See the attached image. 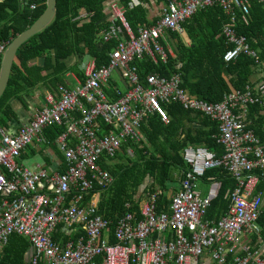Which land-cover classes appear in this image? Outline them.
Returning <instances> with one entry per match:
<instances>
[{"label": "built area", "instance_id": "1", "mask_svg": "<svg viewBox=\"0 0 264 264\" xmlns=\"http://www.w3.org/2000/svg\"><path fill=\"white\" fill-rule=\"evenodd\" d=\"M162 2L154 24L132 29L123 5L107 0V26L99 36L100 42L113 45L106 51L105 63L99 66L85 49L78 62L82 75L68 72L71 83L48 92L41 108L15 133L0 128V258L10 237L17 234L31 245L27 264H264V247L251 245V236L261 230L264 143L249 129L247 108L264 97V84L206 102L181 88L178 61L169 76L152 72L144 79L134 64L146 60L167 66L176 60L169 34L182 36L183 24L196 11L219 6L229 18L221 35L232 45L223 61L247 55L259 66L258 51L237 30L238 12L248 23L250 0ZM135 5L130 0V7ZM88 16L80 13L77 20ZM5 49L0 46V55ZM171 104L214 122L223 153L217 156L202 145L186 146L181 152L186 165L168 206L158 210L163 191L155 186L139 202V217L127 211L110 228V220L99 212V190L112 184L113 175L102 163L115 158L123 144L143 142L141 126L152 116L169 124ZM50 126L64 128L55 140L66 168L49 174L43 167L19 163L24 148ZM125 155L133 156L132 148L127 147ZM219 167L230 174L234 186L225 195V212L214 221L204 216L221 180L206 173ZM203 178L208 182L204 195L197 189Z\"/></svg>", "mask_w": 264, "mask_h": 264}, {"label": "trees", "instance_id": "2", "mask_svg": "<svg viewBox=\"0 0 264 264\" xmlns=\"http://www.w3.org/2000/svg\"><path fill=\"white\" fill-rule=\"evenodd\" d=\"M124 7V16L128 24L150 25L144 6L130 7V0H118ZM107 0H57V13L54 21L46 29L29 38L17 51L13 63L8 87L0 99V128L8 130L10 122H18V114L13 108V101H19L27 107L24 95L35 86L42 84L54 90L60 84H66L65 74L76 70V66L66 64L71 58L82 60L85 49L97 59L99 66L105 63L106 51L113 43L100 42V30L106 28ZM30 4H35L34 8ZM46 8V0H2L0 1V46L6 47L12 40L41 16ZM81 10L88 12V18L77 20ZM248 23L241 20L239 14L237 30L248 38L251 47L258 51V66L254 59L240 55L236 60L224 62L222 56L231 44L225 43L221 35L222 26L229 21L227 14L219 6L198 10L183 24L184 34L170 33L169 38L175 50L176 60L167 66H157L149 61L136 60L140 79L152 72L170 75L176 61L181 64V88L191 97L206 102H219L234 91L244 92L250 86L255 88L252 77L256 69L264 66V5L259 0H250ZM148 23V24H147ZM187 40V43H186ZM0 55V63L2 60ZM74 67V68H73ZM264 98L260 102L248 104L249 129L264 143L263 124ZM171 116L169 124L160 118L151 117L141 126L149 144L127 142L108 164L102 165L113 175V182L101 191L99 212L110 220L113 228L117 217L127 211L139 217V202L144 194L159 185L163 194L158 199L160 211L167 203V192L175 182V173L185 168L181 156L188 144H205L209 150L219 156L222 146L217 143V125L199 112L184 110L180 105L167 107ZM187 121H197L200 127L194 130L185 128ZM191 121V122H192ZM64 130L63 127L50 126L46 131L50 142ZM182 136H184L182 138ZM132 148L133 156L125 155L126 148ZM207 175H216L221 186L215 199L205 212L204 218L216 220L226 210V193L234 186V180L222 167L207 171ZM151 182L150 184H148ZM144 187V188H143ZM143 188V189H141ZM264 189V179L260 182ZM141 189V190H140ZM130 207H126V203ZM258 224L259 235L251 236V245L257 249L264 245V206ZM114 243V239H110ZM31 245L23 237L14 234L3 250L0 264H27Z\"/></svg>", "mask_w": 264, "mask_h": 264}, {"label": "crops", "instance_id": "3", "mask_svg": "<svg viewBox=\"0 0 264 264\" xmlns=\"http://www.w3.org/2000/svg\"><path fill=\"white\" fill-rule=\"evenodd\" d=\"M135 4L144 6V8L147 10L146 11L147 21L151 25V24H154L156 20L158 19L163 2L162 0H135ZM85 12H86L85 10H81L80 13L83 14ZM186 43H187V40H186ZM66 64L69 67L76 66L77 68L76 70H70L68 72H74L78 75H82L79 69V63L77 62V59L75 57L67 61ZM66 74H65L66 84L69 85L71 81L67 79ZM252 81H253L255 88L258 87L259 85L264 84V66L256 69V72L254 76L252 77ZM50 91H52V89L50 90L47 86L39 84L35 86L34 88L30 89L28 93L24 95L25 102L28 105L27 107H23L19 101H16V100L13 101V108L18 114V122H10L8 130L11 133H15L16 131L19 130L21 125L28 123L29 120H31V117L34 115V113L37 110H39L41 106L44 104L46 94ZM261 113L264 116V110L261 111ZM152 117H156L157 120H159L158 116H152ZM170 120H171V116H170ZM191 121L188 122L187 118L184 117V120H182V124L185 123V128L192 130L194 133V130L198 129L200 127V124H198L197 121H192V122ZM263 122H264V117H263ZM249 125H250V122H249ZM263 131H264V123L261 124L260 126V132L263 133ZM143 135H144L143 142L145 143V145L149 144V141L147 140L144 132H143ZM183 137L184 136H182V138ZM188 145H202V146L207 147L205 144H202V143L188 144ZM18 162L30 168L43 167L49 174L54 173V172L63 171L66 168V160H65L63 152L58 147L56 140L55 142H50L48 140L46 131H43L42 134L33 138L31 143L26 148H24V150L22 151L21 157L20 159H18ZM103 163L108 164V162H103ZM179 174L176 172V175H179ZM201 180L207 183L205 178ZM176 181H178L180 185V180L178 178H176ZM150 183L151 182H149L148 184ZM155 186H159V185H155ZM155 186H153V188ZM153 188H151V190H153ZM177 189L174 190L172 185L170 186L167 192L168 201L163 206V208L168 206L172 195L177 191ZM145 198H146V194H144L143 196V199ZM263 247L264 245H262L261 247H258V249H262Z\"/></svg>", "mask_w": 264, "mask_h": 264}, {"label": "water", "instance_id": "4", "mask_svg": "<svg viewBox=\"0 0 264 264\" xmlns=\"http://www.w3.org/2000/svg\"><path fill=\"white\" fill-rule=\"evenodd\" d=\"M57 13V0H46V8L39 18L24 32L17 35L6 47L0 63V99L4 95L11 76L18 49L32 36L40 33L54 21Z\"/></svg>", "mask_w": 264, "mask_h": 264}, {"label": "rangeland", "instance_id": "5", "mask_svg": "<svg viewBox=\"0 0 264 264\" xmlns=\"http://www.w3.org/2000/svg\"><path fill=\"white\" fill-rule=\"evenodd\" d=\"M133 29V28H132ZM171 42V41H170ZM192 146H194V145H192ZM178 174H179V172H177ZM179 176H180V174L179 175H176V173H175V182H173L172 183V187L174 188V190H176L178 187H179V182L178 181H176V178H178L179 179ZM207 182V181H206ZM208 188V182L207 183H205V182H203L201 179H199L198 181H197V189H199V190H201L202 191V195H204L205 194V192H206V189ZM200 191V192H201ZM172 193V192H171Z\"/></svg>", "mask_w": 264, "mask_h": 264}]
</instances>
